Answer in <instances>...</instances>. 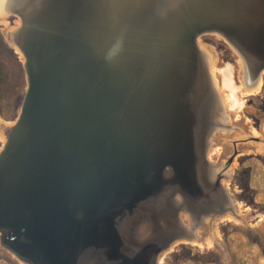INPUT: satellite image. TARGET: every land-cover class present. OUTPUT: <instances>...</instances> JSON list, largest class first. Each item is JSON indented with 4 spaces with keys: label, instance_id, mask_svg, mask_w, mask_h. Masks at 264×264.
Instances as JSON below:
<instances>
[{
    "label": "water",
    "instance_id": "obj_1",
    "mask_svg": "<svg viewBox=\"0 0 264 264\" xmlns=\"http://www.w3.org/2000/svg\"><path fill=\"white\" fill-rule=\"evenodd\" d=\"M8 11L23 16L28 87L0 153V229L33 264L71 263L104 233L98 210L150 187V118L177 138L209 82L201 35L229 41L248 85L264 71V0H20Z\"/></svg>",
    "mask_w": 264,
    "mask_h": 264
},
{
    "label": "rangeland",
    "instance_id": "obj_2",
    "mask_svg": "<svg viewBox=\"0 0 264 264\" xmlns=\"http://www.w3.org/2000/svg\"><path fill=\"white\" fill-rule=\"evenodd\" d=\"M23 25L21 12L0 15L3 42L24 71L22 93L0 102V153L28 87L17 38ZM35 34L41 40V28ZM197 44L209 82L189 103L177 138H161L155 125L162 118H150V166L143 170L150 187H133L116 207L98 210L104 233L85 242L69 264H264V71L248 85L244 65L223 38L205 33ZM193 113L197 131L189 126ZM12 254L10 260L0 253V264H33Z\"/></svg>",
    "mask_w": 264,
    "mask_h": 264
},
{
    "label": "trees",
    "instance_id": "obj_3",
    "mask_svg": "<svg viewBox=\"0 0 264 264\" xmlns=\"http://www.w3.org/2000/svg\"><path fill=\"white\" fill-rule=\"evenodd\" d=\"M11 62L15 64L11 67ZM16 71V79H12V72ZM24 71L22 63L17 59L13 50L8 48L0 34V102L15 100L22 93L24 87ZM11 105V104H10Z\"/></svg>",
    "mask_w": 264,
    "mask_h": 264
},
{
    "label": "flooded vegetation",
    "instance_id": "obj_4",
    "mask_svg": "<svg viewBox=\"0 0 264 264\" xmlns=\"http://www.w3.org/2000/svg\"><path fill=\"white\" fill-rule=\"evenodd\" d=\"M10 234L11 232L8 229H0V247L2 248L0 253L11 260L13 256L12 252L17 253L18 255L21 254H19V252L14 249L15 247L13 248V246L11 245L13 244V242H11Z\"/></svg>",
    "mask_w": 264,
    "mask_h": 264
},
{
    "label": "bare ground",
    "instance_id": "obj_5",
    "mask_svg": "<svg viewBox=\"0 0 264 264\" xmlns=\"http://www.w3.org/2000/svg\"><path fill=\"white\" fill-rule=\"evenodd\" d=\"M20 0H0V15L6 13L9 9L19 3ZM21 51V50H20ZM17 52V51H16ZM21 53V52H20ZM23 53H21L22 55ZM235 105V104H234ZM229 109L233 110V105H229ZM207 199V198H206Z\"/></svg>",
    "mask_w": 264,
    "mask_h": 264
},
{
    "label": "crops",
    "instance_id": "obj_6",
    "mask_svg": "<svg viewBox=\"0 0 264 264\" xmlns=\"http://www.w3.org/2000/svg\"><path fill=\"white\" fill-rule=\"evenodd\" d=\"M217 36H219V37H221V38H223L230 46H231V44L229 43V41H227L223 36H221L219 33H215ZM231 48H233L232 46H231ZM233 50L236 52V54L238 55V61L240 62V64H241V67H242V65H243V59H242V57L239 55V53L233 48ZM242 71V74H243V81L245 82V83H248V82H251V80H249V79H247L245 76H244V67H243V70H241Z\"/></svg>",
    "mask_w": 264,
    "mask_h": 264
}]
</instances>
